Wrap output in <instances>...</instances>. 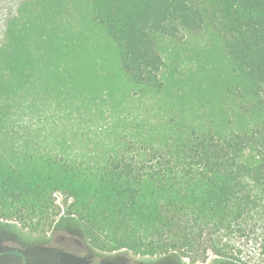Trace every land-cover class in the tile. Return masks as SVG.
<instances>
[{
    "label": "trees",
    "instance_id": "16d2710c",
    "mask_svg": "<svg viewBox=\"0 0 264 264\" xmlns=\"http://www.w3.org/2000/svg\"><path fill=\"white\" fill-rule=\"evenodd\" d=\"M39 1L0 0V219L60 193L101 254L264 264V0Z\"/></svg>",
    "mask_w": 264,
    "mask_h": 264
},
{
    "label": "rangeland",
    "instance_id": "374dc122",
    "mask_svg": "<svg viewBox=\"0 0 264 264\" xmlns=\"http://www.w3.org/2000/svg\"><path fill=\"white\" fill-rule=\"evenodd\" d=\"M22 3L29 10L41 11L39 0H14ZM36 1V2H35ZM35 4L36 6H33ZM33 6V7H32ZM73 27L77 32L88 37L91 27L88 20L82 16L78 18ZM180 39L179 52L189 54L196 66V72L206 78L213 74L204 71L210 64L220 61V50L217 47L211 49L204 47V37ZM187 49V52H185ZM54 203L59 208L56 222L45 232L29 233L22 229L14 221L0 219V264H191L188 260H180L175 256L160 258L134 257L125 252L101 254L88 245L84 239L80 226L74 219H67L62 204L63 196L60 193L53 194ZM71 199L67 201V204ZM194 264H232L228 261L209 257L206 262Z\"/></svg>",
    "mask_w": 264,
    "mask_h": 264
}]
</instances>
